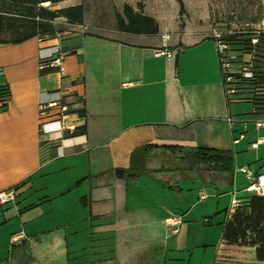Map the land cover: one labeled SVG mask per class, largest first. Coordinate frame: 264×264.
Wrapping results in <instances>:
<instances>
[{"label":"crops","instance_id":"1","mask_svg":"<svg viewBox=\"0 0 264 264\" xmlns=\"http://www.w3.org/2000/svg\"><path fill=\"white\" fill-rule=\"evenodd\" d=\"M124 3L137 10L136 0H61L59 8L82 5L81 23L59 16L49 20L52 32L0 43V88L9 90L1 95L0 191L14 193L0 202V215L12 205L18 222L5 231L0 264H160L168 243L176 248L184 239L181 178L202 174L188 171V161L164 145L231 150V179L217 177L232 183L231 200L256 193L250 184L264 173V126H256L264 104L231 101L251 104L238 112L226 100L216 37L203 26H179L162 0L155 8L143 0L142 12L157 21L158 32L121 31L116 13ZM55 50L63 52V72L40 70V57ZM52 102L43 113L41 106ZM61 104L74 131L42 133L41 123L55 119ZM115 168L128 175L117 176ZM50 176L56 196L77 192L72 205L80 216L72 221H82V229L40 234L32 227L36 213L27 212L49 200L37 192ZM197 194L207 196L200 188ZM224 209L226 219L231 211ZM170 216L180 222L169 225ZM107 242L113 258L96 248ZM214 244L209 264H264L252 246L227 244L222 235Z\"/></svg>","mask_w":264,"mask_h":264},{"label":"rangeland","instance_id":"2","mask_svg":"<svg viewBox=\"0 0 264 264\" xmlns=\"http://www.w3.org/2000/svg\"><path fill=\"white\" fill-rule=\"evenodd\" d=\"M142 1L136 0V7L137 3ZM155 1L157 0H147L152 8L156 6ZM162 1L172 14H177L179 26H184L186 23L200 25L221 38L234 34L244 36L247 32L256 29L264 32V0H182V11H179L176 0ZM42 5L51 9L60 7V4L49 2ZM259 58L264 60V57ZM250 87L253 90L252 85ZM230 103L238 112L251 108V104L246 101ZM217 175L214 173V177L209 178L204 173L187 172L181 178V191L184 197L180 202L183 204L180 212L184 215V225L180 237L184 235V239L177 241L179 246L176 247L177 249L174 248L173 242L168 243L167 254L160 264H209L214 253V243L219 242L222 235V222L225 218L223 209H230L232 201V183ZM54 180L55 178L51 176L45 179L48 184L47 189L37 192L41 198H45L44 195L47 194L49 200L43 201L34 211L27 212L28 218H33L32 214L36 213V218L30 220L34 221L32 227L37 228L40 234H47L52 231L51 229L58 230L61 234L70 233L73 229H82L83 225L80 224L82 221L78 223L72 221L80 216L79 211L72 205V199L78 196L77 192L62 198L56 196ZM199 188L206 193L205 199H199L197 194ZM238 203L234 210L241 206L243 199ZM18 205L19 208L24 206L21 203ZM12 207V205L3 207L4 215H0L1 221L6 218L5 228H0L1 250L4 247L3 237L6 230L18 223L17 220H13V214L10 212Z\"/></svg>","mask_w":264,"mask_h":264},{"label":"trees","instance_id":"3","mask_svg":"<svg viewBox=\"0 0 264 264\" xmlns=\"http://www.w3.org/2000/svg\"><path fill=\"white\" fill-rule=\"evenodd\" d=\"M59 1L61 0H0V43H18L38 34L52 32L54 29L49 20L55 17L63 16L69 22H82L83 8L81 4L57 9L42 5L45 2L56 4ZM176 1L179 4V11H182L183 1ZM142 8L143 3L141 2L137 3V10L129 3H124L122 12L116 13L118 29L132 33H157V21L152 16L144 14ZM252 36L253 32L251 31L244 36L234 34L222 37L229 43L232 50L241 53L253 52V71L255 73V77L252 79H244L235 73V94L231 97L225 96L228 102L249 100L254 106L264 104V60L259 58L264 57V32L258 34V41L254 45L251 44ZM220 70L223 82L221 65ZM0 91H2L0 93V110H3L6 103L1 95L8 96L9 90L7 87H1ZM79 112L83 115V109ZM78 131L84 132L85 126L82 125ZM163 147L180 153L181 157L188 161V171H201L204 175H213V177L214 173H222L226 174L229 179L232 177L233 153L229 149L201 145L193 147L164 145ZM114 172L119 177L128 175V169L124 168H115ZM223 211L227 216V209ZM222 225V238L227 244L252 246L255 249L256 260L264 262V195L254 193L245 196L241 206L233 210L224 219ZM96 248L105 250L108 253L107 258H113V243L96 245Z\"/></svg>","mask_w":264,"mask_h":264},{"label":"built area","instance_id":"4","mask_svg":"<svg viewBox=\"0 0 264 264\" xmlns=\"http://www.w3.org/2000/svg\"><path fill=\"white\" fill-rule=\"evenodd\" d=\"M253 36L251 38V44H256L258 41V34L262 32L260 29L253 30ZM216 37V51L218 53L219 62L223 72V88L224 94L226 97H231L235 94V73H238L240 77L244 79H252L255 77L253 71V52H239L232 50L227 41L223 40L218 35ZM164 53V52H161ZM62 59L63 52L60 50H55L53 53L40 57L39 68L44 67H57L60 73L63 72L62 68ZM56 104L55 102L42 105L41 109L43 113L48 106ZM69 114V109L66 104L60 105V111L57 114L55 119L43 121L40 125V131L42 133L52 134L56 132H62L67 130L72 133L75 129L74 124H65L64 120ZM55 125L53 129L50 128V125ZM256 126H264V120H257ZM258 143H252V146H256ZM240 170L246 173L247 177L251 179L252 173L247 171L244 167H241ZM250 188L256 192V194L264 195V173L257 174L254 180L250 184ZM14 199V193L11 190H1L0 191V202L4 203ZM239 200L232 199L230 211L232 212L237 205ZM167 223L171 226H175L180 222V218L176 216H170L166 219Z\"/></svg>","mask_w":264,"mask_h":264}]
</instances>
